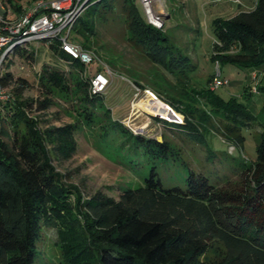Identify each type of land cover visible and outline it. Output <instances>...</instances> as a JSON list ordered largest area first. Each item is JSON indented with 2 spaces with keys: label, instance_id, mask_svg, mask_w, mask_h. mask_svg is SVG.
I'll return each instance as SVG.
<instances>
[{
  "label": "trees",
  "instance_id": "16d2710c",
  "mask_svg": "<svg viewBox=\"0 0 264 264\" xmlns=\"http://www.w3.org/2000/svg\"><path fill=\"white\" fill-rule=\"evenodd\" d=\"M3 1L20 12L35 0ZM84 5L70 27V42L90 49L95 22L120 9L124 35L135 51L182 80L179 91L170 85L166 92L152 88L183 116L181 122L153 117L178 145L133 133L112 118L102 92L91 90V77L103 68L98 63L87 67L55 39L16 48L30 66L42 53L62 68L39 65L33 76L43 94L39 100L22 98L33 85L26 78L6 69L0 76L1 85L14 83L13 99L0 102V264H33L46 229L53 231L60 264H264V123L253 137L254 159L240 154L242 130L255 119L251 103L234 96L223 99L208 87H188L194 69L190 56L170 41L164 22L161 28L146 23L134 0H87ZM213 36L209 59L217 65L259 69L254 94L264 95V0H254L250 9L226 19L215 18ZM129 77L134 86L143 87ZM248 88L246 84L241 90L246 100L253 94ZM54 92L72 102L78 118L40 126L30 114L49 108ZM258 111L264 117V99ZM80 125L95 132L119 164L149 162L143 183L117 185L114 197L102 188L83 196L76 184L65 181V173L52 162L74 154ZM218 143L225 148L217 151ZM194 144L212 163L228 164L236 180L228 181L219 171L222 167L217 170L213 164L209 174L189 169L182 156H195ZM228 146L233 149L227 153ZM170 159L180 160L185 168L182 185H164L157 173L155 162Z\"/></svg>",
  "mask_w": 264,
  "mask_h": 264
},
{
  "label": "rangeland",
  "instance_id": "374dc122",
  "mask_svg": "<svg viewBox=\"0 0 264 264\" xmlns=\"http://www.w3.org/2000/svg\"><path fill=\"white\" fill-rule=\"evenodd\" d=\"M2 2L5 3L3 0ZM158 3L162 11L164 30L170 41L181 51L188 53L191 63L194 65V69L189 72L188 87L199 89L204 86L207 88L218 68L219 77L227 78L229 83L217 87L214 93L223 99L234 96L238 101L251 103V111L255 119L247 131L242 130L245 140L240 149V154L248 161H252L255 156L253 137L261 129L259 123H264V117L258 111L264 95L257 96L253 93L248 100L244 99L241 96V90L244 85L252 83L248 78L250 70L241 69L232 64L219 63L217 65L209 59V56L214 41L213 20L215 18L226 19L238 11L250 9L254 0H159ZM134 5L137 13L143 17L140 1L134 0ZM95 30L96 33L90 42L91 48L88 50L94 53L96 59L87 67L93 68L97 63L102 67L104 66L103 69L107 73L109 82L102 94L112 118L119 120L133 133H142L157 140L164 138L170 143L178 145V139L155 121L153 117L181 122L183 116L161 99L152 88L166 92L170 85L179 91L184 88L182 80L176 79L159 65L150 63L144 56L135 51L124 35L120 9L108 14L103 21L97 20ZM41 63L62 68V64L50 60L42 53L39 54L37 62L33 66H30L27 61L17 55L5 62L3 69L10 71L15 77L22 76L33 83L23 92L22 98L32 100L43 98L42 92L35 86L33 77ZM261 72L264 75V70ZM129 76L136 78L143 87L138 90L135 89L136 86L128 80ZM144 88L149 89L160 103L168 105L172 113L168 110L169 114L166 115L162 106H158L156 110L150 109L151 107L147 106L149 103H147V95L145 96L142 91ZM246 91H249V88ZM50 97L52 104L49 108L30 114L32 117L35 116L40 126L61 125L77 120L78 117L71 110L72 102L69 104L70 101L68 102L56 92ZM260 98L263 99L260 100ZM148 111L153 112L149 113ZM80 126L81 128L75 132L76 150L74 154L68 160H53L52 162L59 173H65V181L76 184L83 196L90 194L96 188H102L114 197L119 191L117 185L136 187L143 183V176L148 172L149 162L135 165L126 164L125 166L119 164L113 159L110 152L98 142L95 132ZM216 137L217 139L221 138L219 135ZM194 147L195 156L192 154L181 155L184 161L186 159L189 169L209 174L214 165L217 170L222 167L219 171L223 170L222 174L228 181L236 180L237 176L232 173L228 164H221L217 161L212 163L211 159L203 157L204 150L202 147L196 144ZM224 148V144L218 143L215 146L217 151ZM232 149V146H228L227 153ZM233 154H238L237 149L233 151ZM180 162L178 159H170L166 163L155 162L157 173L164 185H182L185 168ZM220 182L222 183V181ZM107 186H111V188H107ZM39 248L40 250L37 248L38 252L33 264H60L59 250L54 244L51 229L45 230V237L40 241Z\"/></svg>",
  "mask_w": 264,
  "mask_h": 264
},
{
  "label": "built area",
  "instance_id": "2783aa9c",
  "mask_svg": "<svg viewBox=\"0 0 264 264\" xmlns=\"http://www.w3.org/2000/svg\"><path fill=\"white\" fill-rule=\"evenodd\" d=\"M86 1L35 0L23 6L20 12L13 11L6 3L0 1V76L5 70L3 69L5 62L18 56L16 48H26L29 43L42 39H55L65 53L83 64L95 62L96 56L91 50L83 49L67 38L72 23L83 11ZM139 1L146 23L155 28H161L163 21L159 0ZM248 78L252 82L248 84L249 91L256 93V84L259 79L257 69H250ZM108 79L106 71L102 68L91 77V90L103 92L108 85ZM228 83L227 78L219 77L217 68L215 75L208 83V88L214 90ZM13 85V82L6 85L0 83V102L13 99L10 92ZM135 89L139 88L135 87ZM142 91L145 96L147 95V103L159 102L149 89L144 88ZM163 105L172 113L168 105Z\"/></svg>",
  "mask_w": 264,
  "mask_h": 264
},
{
  "label": "bare ground",
  "instance_id": "6f19581e",
  "mask_svg": "<svg viewBox=\"0 0 264 264\" xmlns=\"http://www.w3.org/2000/svg\"><path fill=\"white\" fill-rule=\"evenodd\" d=\"M147 106L148 107H151L150 109H154V110H156L157 108H158V106H162L164 109H165V112H166V115H168L169 113H168V109L162 104V103H160V102H157V101H155V102H151V104H150V102L147 104ZM149 113H152L153 111H148ZM163 117H164V115H162ZM171 117H172V115H171Z\"/></svg>",
  "mask_w": 264,
  "mask_h": 264
}]
</instances>
